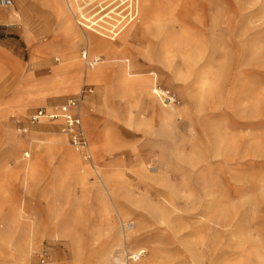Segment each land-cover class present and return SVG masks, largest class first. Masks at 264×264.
<instances>
[{
  "label": "rangeland",
  "instance_id": "374dc122",
  "mask_svg": "<svg viewBox=\"0 0 264 264\" xmlns=\"http://www.w3.org/2000/svg\"><path fill=\"white\" fill-rule=\"evenodd\" d=\"M12 1L10 8L0 7L2 13L14 9L20 14L10 21L15 26L0 25V46L5 51L0 55V196L5 197L0 204L5 202L1 216L8 222L7 226L0 222V264H23L19 245L24 242L26 247L31 243L28 264H99L101 244L109 237L106 225L114 220L123 234L130 232L125 224L132 222L141 237L134 249L127 243L115 246V256L144 249L141 256L158 255L161 264H190L183 255L185 244L202 253L206 244H215L212 257L204 259L206 264L210 259L215 264H254L252 246H264V0H181L192 2L194 11L204 15L203 22L184 16L179 8L172 14L165 12V0H150L145 17L152 23L148 30L140 28L142 15L136 11L125 27L132 34L120 56L134 60L133 72L154 77L173 98L176 115L165 125L149 99L135 90L126 103L110 92L102 107L104 90L114 89V69L119 68L110 62L114 56L104 51L89 52L104 61L103 80L80 79L76 86L70 85L74 76L58 69L68 39L77 57L87 49L75 21L76 9L71 12L64 4V15L59 17L52 0H21L33 5L26 15L18 0ZM112 2L69 0L72 7L87 6L83 12L88 15L101 11L96 5ZM210 16L218 25H212ZM112 18H103L109 22L104 24L113 23ZM156 21L163 26L160 32L153 26ZM69 22L78 33L63 34ZM183 32L206 38L203 57L193 67L176 44L166 45ZM113 42L119 49L124 46L119 38ZM139 49H148L149 58L139 55ZM84 86L91 88L87 95L91 106L86 103L84 108L83 103L80 116L89 144L96 142L93 157L98 170L114 175L111 195H100L98 186L86 192L74 179L61 187L53 177L62 170V155L52 144L55 138H63L72 145L59 121L32 120L39 108L63 103ZM141 117L148 126H136ZM79 153L87 166L81 169L85 184H93L97 180L91 170L94 163L82 150ZM32 156L38 159V168L26 179L21 165ZM197 157L204 158L208 167L203 172L188 171L186 162ZM141 162L168 170L181 191L167 205V224L150 217L140 223L137 211L145 210L136 200L148 197L160 202L132 173ZM103 201L110 216L100 225ZM116 205L124 213L123 221Z\"/></svg>",
  "mask_w": 264,
  "mask_h": 264
},
{
  "label": "bare ground",
  "instance_id": "6f19581e",
  "mask_svg": "<svg viewBox=\"0 0 264 264\" xmlns=\"http://www.w3.org/2000/svg\"><path fill=\"white\" fill-rule=\"evenodd\" d=\"M134 1L135 5L138 2V5L135 6V11L139 9L140 15H142L140 28L143 30H148L149 28H151L152 23H148L145 20V17L148 16V9L150 7L149 5L151 1ZM51 2L54 4L56 13L59 17L64 15V4L68 6L71 12H74V9H76L75 21H77V25L81 29V39H84L86 41L87 49L79 54V57L81 59H78L79 57L75 55L76 53L72 54L75 45L74 43H72V40L69 41V39L67 42V53L62 54L63 58L60 60L58 69H64L70 75L74 76L73 79L70 81V85L76 86L78 80L80 79L90 81L103 80L105 75L103 74L104 70L102 67L103 65L101 64L104 61L101 60L100 56L89 55V52L91 54V50L104 51L114 56L113 58H111L110 62L113 63L114 68L116 66H119V68L114 69V89L112 91L109 89L104 90L105 94L102 107H106L107 96L108 94H110V92H113L114 95H116L120 100H123L126 103V97L131 93L130 91L135 90L136 92H138V95L140 94L142 98L147 97L149 99V103L151 104L156 116L159 117L160 121L164 125L170 123L172 117L176 115V112L173 109V98L168 95L167 91L162 90L157 85L154 77L150 79L148 77H144L133 72L130 67L134 60L131 61L125 56H120V54L124 52V50L127 48V44L125 43L128 39L127 36H129V34H132L129 30L130 28L125 27L130 25L132 21L128 24L119 25V27H116V21L110 23L109 25H105L104 22L107 23L108 21L104 20L103 16L99 18L102 22H98L94 19L97 18L94 17L96 14H85L79 5L72 7L71 3H69V0H52ZM191 3H183L181 0H165L164 4L167 7L165 12L172 14L177 8H179L183 12L184 16L194 18L197 21L202 20L203 22L205 18L204 15H200L198 14V12L194 11V8ZM181 5H183V9ZM159 11L161 12V8ZM19 15V12L15 11L14 9H10L9 11H6V13L0 12V22H8L10 20H13L14 18L19 17ZM106 15L108 14L106 13ZM211 23L215 26L218 25L217 20L214 17H211ZM153 26L155 27V29L157 28L156 32H160V30H162L163 28V26L160 25L157 21L153 23ZM72 31H76V33L79 32V30H74L73 24L69 22L68 25L65 26L63 34L69 35ZM117 38L124 41V48L122 47L119 49L113 42ZM174 44L178 46V50L181 52V55L185 62H187L188 66L190 65V67H193V65L196 64V59H200L203 57V53L206 49V38L200 40L198 37H195L189 34L188 32H183L181 34L174 35L172 39H170V41L166 42V45L168 46H172ZM250 50L251 52H253V47L250 48ZM148 52V49H139L138 54L149 58ZM2 53H5V51L4 48L0 46V55H2ZM54 70H56V68ZM202 86L204 87L205 83H203ZM86 103L91 106V101L88 100L87 95L83 99L80 109L82 105L85 108ZM125 111L126 110L124 108L121 109V113L125 114ZM127 118L130 122L132 121V117L127 116ZM42 120L47 122L46 119ZM135 124L138 128L148 126L146 124V120L143 117L138 120H135ZM52 147L57 148L62 155L60 158V167H62V170H60V174L57 177H53L54 179H57L58 184L61 185V187L64 186V183L67 180L74 179L83 186L86 192L93 189V187L98 186V188L96 189L100 192V195L105 194V192L110 195L115 193V189H112L111 187V178L114 175L110 174L109 172H106V170H103L102 168L98 170V166L94 162L93 151H96V142L93 141V143L90 145L88 140L86 147L94 163V168L91 170L92 172L94 171L97 179L96 182L90 185L85 184V171L81 172V169H85L87 166L85 164L83 165L80 161L79 149L74 148L73 146H71L72 148L69 147L66 140L63 138H55V142L52 144ZM36 149H39V146H36ZM204 160L205 159L201 157H197L195 158V160L190 159L188 162H186L190 167V169L188 168V171H193V169H196L198 172H203L208 167V163H206ZM37 165L38 159L33 156L32 158L30 157V161H26L25 164L21 165V170L26 179L31 178L34 175V172L38 168ZM138 165L139 167L132 171V173L136 177V180L139 181V183L144 184L146 188L150 187L155 193V196L160 198V202L157 204L153 203L148 197H142L136 200L142 205L143 209L145 210V212L137 211L140 218V223H145L148 220L147 217H150L151 219L159 222L160 224L169 223L170 219H168L167 217V205H172L173 198L178 197V195L181 194V191L177 189L175 185L176 183L170 177L168 170L163 172L160 169L157 170L156 166H152V164H144L143 162L139 163ZM150 188L148 189V191H151ZM124 196L126 197L127 195L124 194ZM4 198L5 197L0 196V200H3ZM4 205L5 202L0 204V222L5 223L7 226V220L1 216L2 212L4 211L3 209H5ZM115 208L117 210L119 219L123 221V211L121 210L119 205H116ZM21 212L22 210L19 209L18 216H22ZM99 214L100 225H102L106 222V218L110 216V210L107 206V203L104 201L100 206ZM125 225L130 230V232L126 234H123L120 230L117 220H114L113 223L106 225V229L109 232V237L101 244L99 264H119L121 262V257L120 254L118 256H115V253L117 252H115L114 247L119 245H125L127 243L130 247H132L131 249H134L137 243L140 242V235L135 234L136 232H138V228L134 227V224L132 222H129ZM1 229L2 228H0V231ZM30 232L28 237L29 240L34 236V231L32 235H30ZM69 236H72V234L70 233ZM7 238L8 236L6 234L4 240ZM26 245L27 243L25 242L19 245V252L21 254V261L23 264H28L30 260L28 248L31 247V243L27 247ZM205 246V250L202 253L199 250H195L194 245H192L191 243H187L184 246L185 254L183 255L190 260V264H206L204 259L212 257L216 245L206 244ZM139 252L142 254L144 252V249L140 250ZM250 253L254 257V264H264V246H252ZM161 262L162 258H158V255L149 254L145 255L144 257L141 256L137 261H134L132 264H161ZM208 264L215 263H212L210 259V262Z\"/></svg>",
  "mask_w": 264,
  "mask_h": 264
},
{
  "label": "built area",
  "instance_id": "2783aa9c",
  "mask_svg": "<svg viewBox=\"0 0 264 264\" xmlns=\"http://www.w3.org/2000/svg\"><path fill=\"white\" fill-rule=\"evenodd\" d=\"M114 5L111 10L101 13L102 10H105L107 7ZM13 6L12 0H0V7L10 8ZM80 6V5H79ZM106 5L98 4L95 6V9L99 8L101 11L96 13L94 17L98 22L101 21L99 18H112L113 22L116 21V27L119 25L128 24L134 20L136 16L135 11V1L134 0H113L111 4ZM82 11L87 6H80ZM118 10L117 12H115ZM101 13V15H100ZM106 13L108 15H106ZM102 22V21H101ZM91 88L84 86L79 91V94L68 97L63 103H60L55 106H51L49 109L39 108L35 111V114L32 116V120H38L40 117L50 119L52 121L60 122V130L67 137L69 143L74 147L84 152V156L87 159H91L90 154L87 150V133L84 130L82 119L80 116V106L83 99L86 95L90 94ZM120 264H132L134 261H137L141 257L139 251L128 252L125 251L121 255Z\"/></svg>",
  "mask_w": 264,
  "mask_h": 264
},
{
  "label": "crops",
  "instance_id": "0c3cea01",
  "mask_svg": "<svg viewBox=\"0 0 264 264\" xmlns=\"http://www.w3.org/2000/svg\"><path fill=\"white\" fill-rule=\"evenodd\" d=\"M18 7L21 9V12L23 14H28L31 10V7L33 6L32 3H30L29 1L28 2H22L21 0H18ZM14 5V4H13ZM11 21V20H10ZM8 21V22H10ZM2 25V23H5V22H0ZM8 26L11 25V26H15V23L14 22H10V24H7ZM13 32H18L20 35L21 33L23 32V29H12ZM12 32V31H11Z\"/></svg>",
  "mask_w": 264,
  "mask_h": 264
}]
</instances>
